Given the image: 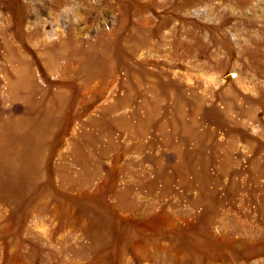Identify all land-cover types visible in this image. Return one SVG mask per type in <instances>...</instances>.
Segmentation results:
<instances>
[{"label": "rangeland", "instance_id": "1", "mask_svg": "<svg viewBox=\"0 0 264 264\" xmlns=\"http://www.w3.org/2000/svg\"><path fill=\"white\" fill-rule=\"evenodd\" d=\"M0 264H264V0H0Z\"/></svg>", "mask_w": 264, "mask_h": 264}]
</instances>
